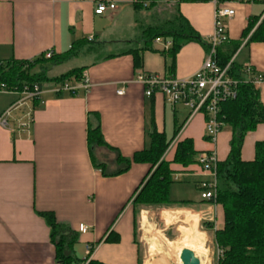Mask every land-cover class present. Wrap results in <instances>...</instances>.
<instances>
[{
	"label": "crops",
	"instance_id": "obj_1",
	"mask_svg": "<svg viewBox=\"0 0 264 264\" xmlns=\"http://www.w3.org/2000/svg\"><path fill=\"white\" fill-rule=\"evenodd\" d=\"M142 1L145 0H0V62L32 61L50 51L62 54L81 39L103 44L105 53L113 47L118 50L109 54L126 52L135 47L133 42L140 35L134 7ZM217 1L180 6L181 14L204 42L214 32ZM98 3L114 4L116 9L98 16ZM162 3L172 6L174 2ZM220 5L235 12L226 22L229 42H243L233 57L234 63L241 68L250 66L257 75L264 76V43H248L250 36L242 40L251 18L260 17L258 25L263 21L264 0H237ZM152 48L142 54L139 69L130 55L99 61L92 56L78 59L87 61L83 67H87L84 80L89 88H81L74 95L51 93L56 85L46 83L41 86L46 93L40 100L19 105L20 94L0 91V120L6 116L7 122L5 126L0 124V264H57L51 230L40 216L44 212L55 214L60 224L79 234L74 247L78 260L75 264H89L92 260L103 264L147 263L141 255L133 200L149 167L134 164L126 174L104 177L93 166L88 144L91 127L100 125L107 145L125 158L148 150L150 134L156 130L168 140L175 138L168 159L172 158L176 142L190 138L199 152L197 161L201 154L209 152H216L218 162L226 160L231 131L222 130L217 142L211 144L203 114L192 115L182 105L173 106L160 93L149 98L137 81L143 73L188 79L202 68L206 48L189 43L174 62L168 56L169 42L155 41ZM254 87L264 105V83ZM29 114L32 123L24 128ZM259 142H264V125L245 138L241 153L244 161L254 160ZM94 155L96 159L100 157L98 162L108 165L111 160L110 170L115 169V152L97 149ZM176 169V180L182 176L211 179L200 164L187 170ZM198 184L200 187L201 182ZM202 202L173 211L188 221L186 227L180 228V234L189 232L195 236H185L182 242L187 244L174 245L206 252L207 233L198 229L199 216L204 222L214 223L215 229L223 228L222 208ZM81 225L89 228L86 234L79 232ZM143 230L151 235L144 225ZM111 234L117 242H106ZM211 234L215 246L214 233ZM88 246L92 247L90 254Z\"/></svg>",
	"mask_w": 264,
	"mask_h": 264
},
{
	"label": "trees",
	"instance_id": "obj_2",
	"mask_svg": "<svg viewBox=\"0 0 264 264\" xmlns=\"http://www.w3.org/2000/svg\"><path fill=\"white\" fill-rule=\"evenodd\" d=\"M163 0H145L135 4V24L139 29V38L132 47L120 54H108L102 48L103 44L90 42L87 39L76 41L71 49L62 54H54L50 59L45 54L32 61L0 62V91L6 88L9 92L33 91L46 83L56 86L66 82L82 84L87 67L73 69L56 78H49L51 68L65 65L85 56H92L95 61L110 59L119 55H130L134 59L135 68L142 67V54L153 50V43L164 40L171 44L168 56L175 61L183 46L189 43H199L209 50L189 21L181 14L182 4H195L203 0H173L172 11L167 18L153 17L146 22L145 13L155 9ZM234 0H218L226 4ZM260 17L250 19L248 27L243 32L242 40L249 36L248 43H264V19L259 24ZM258 25V27H257ZM242 41L229 42L218 52L221 67H226L233 59ZM174 67V66H173ZM37 69V70H36ZM232 75L242 83L238 88V96L221 104L220 121L231 131L229 154L225 161L217 164V192L210 201L223 210L224 226L215 229L214 223L204 222L203 229L214 233V243L218 250L217 264H264V142L255 146V158L251 162L242 159L241 153L245 138L260 125H264V105L260 100L258 90L252 84L243 83V68L233 63ZM255 72V71H253ZM256 74V72H255ZM254 74V75H255ZM72 95H74L72 93ZM38 101V100H35ZM222 129V130H223ZM180 128L176 131L179 134ZM175 138L168 140L165 134L154 131L150 134V148L136 153L133 158H125L119 152L107 145L100 125L89 128L88 144L91 151L93 166L100 170L106 178L118 177L130 171L134 164H144L149 172L134 194L133 206L140 208L183 209L193 204L190 201L172 202L170 190L176 183V168L187 170L199 165L195 143L186 138L174 145L172 158L168 159L171 145ZM97 149H107L116 153L115 169L110 170L108 164L98 162L94 153ZM137 214V212L135 211ZM51 230V242L56 249L57 264H75L78 260L74 247L78 243L79 234L70 227L60 224L55 214L41 213ZM112 234L106 242H117ZM89 264H103L92 260Z\"/></svg>",
	"mask_w": 264,
	"mask_h": 264
},
{
	"label": "built area",
	"instance_id": "obj_3",
	"mask_svg": "<svg viewBox=\"0 0 264 264\" xmlns=\"http://www.w3.org/2000/svg\"><path fill=\"white\" fill-rule=\"evenodd\" d=\"M237 1V0H234ZM116 9L114 4L98 3L95 6V14L102 16L108 11ZM235 12L232 9L222 7L217 1L214 20V32L208 40L209 50L207 51L206 60L202 68L192 77L184 80H178L172 77H161L154 74H140L137 81L145 88L147 97H152L156 93L164 96L169 104L182 105L189 109L192 115L203 114L206 120V137L211 144L217 142L218 136L221 133L224 124L220 121V106L222 103L235 100L238 96V88L242 81L235 78L231 71V66L234 63L232 59L226 67H221L219 62V49L229 43L227 34L226 22L233 18ZM160 42V39L156 40ZM53 52L45 54L47 59H50ZM254 69L250 66L243 68V83L256 84L264 83V76L257 75L253 72ZM255 74V75H254ZM79 87L71 86L68 82L54 86L50 89L51 93L59 94L68 92L75 94L79 89L88 90L89 85L87 80ZM3 91H8L3 88ZM20 94L22 100L19 103L24 104L27 101L34 102L40 100L46 93L41 88L35 87L33 91L25 90ZM8 115V114H7ZM4 116L0 120V124L5 126L7 124ZM32 123L31 114L28 115V122L23 124L27 128ZM199 164L203 171L208 173L211 182L202 183L200 185L202 192V199L210 201L216 197L217 192V155L216 152L203 153L200 155ZM89 228L81 225L79 232L86 234ZM92 247L88 246L87 253L90 254Z\"/></svg>",
	"mask_w": 264,
	"mask_h": 264
},
{
	"label": "rangeland",
	"instance_id": "obj_4",
	"mask_svg": "<svg viewBox=\"0 0 264 264\" xmlns=\"http://www.w3.org/2000/svg\"><path fill=\"white\" fill-rule=\"evenodd\" d=\"M172 11V6L166 5V3H161L155 9L146 12L145 17L147 18L148 23H150L153 17L157 18H167L170 16ZM134 18L131 20L132 23ZM132 33V32H131ZM133 34V33H132ZM130 35V33H128ZM118 39V38H115ZM108 54L110 52L116 53L118 48H108ZM106 52V51H105ZM87 63L86 60H73L72 62L59 66L53 67L50 69L49 77H57L61 74L67 73L73 69L83 67ZM37 70V69H36ZM225 133L230 132L228 127L224 129ZM169 154V153H168ZM167 154V155H168ZM167 158H169L167 156ZM97 159H100L97 156ZM102 161V160H100ZM109 167L112 168L111 160H108ZM107 161V162H108ZM192 175V174H191ZM211 179H203L195 176L190 177H181L176 181L171 187L170 190V200L172 202H181V201H192L194 203H198L201 205L203 201L201 195L203 190L199 187V184L211 182ZM204 204V202H202ZM178 209H165V208H140L136 209V218H137V237L138 240L141 241V255L145 257L146 264H177L175 261L171 260L166 251V243L179 242L182 244H187L182 242L185 236L195 237L193 234L189 232H184L180 234V228L186 227L188 221L182 220L177 215L173 213ZM147 217V220L144 217ZM203 223L199 216L198 221V229L201 232L206 234V252L200 253L198 250H195L197 256L201 260L202 264H217L218 252L216 246L212 244V234L211 232H206L203 229ZM143 225L147 228V231L151 233V235L147 234L143 230ZM154 235L159 238H154ZM153 246V249L151 248ZM191 250V249H190ZM182 254V253H181Z\"/></svg>",
	"mask_w": 264,
	"mask_h": 264
},
{
	"label": "bare ground",
	"instance_id": "obj_5",
	"mask_svg": "<svg viewBox=\"0 0 264 264\" xmlns=\"http://www.w3.org/2000/svg\"><path fill=\"white\" fill-rule=\"evenodd\" d=\"M145 220H147V217H144ZM166 251L168 252V256L171 260L175 261L177 264H182L181 262V253L185 248L180 247V245H174V242L172 243H166ZM176 246V247H174Z\"/></svg>",
	"mask_w": 264,
	"mask_h": 264
},
{
	"label": "water",
	"instance_id": "obj_6",
	"mask_svg": "<svg viewBox=\"0 0 264 264\" xmlns=\"http://www.w3.org/2000/svg\"><path fill=\"white\" fill-rule=\"evenodd\" d=\"M181 262L182 264H202L197 254L189 249L183 250Z\"/></svg>",
	"mask_w": 264,
	"mask_h": 264
}]
</instances>
